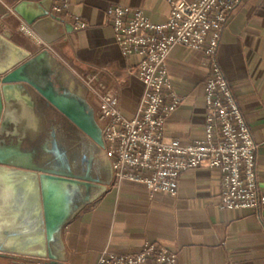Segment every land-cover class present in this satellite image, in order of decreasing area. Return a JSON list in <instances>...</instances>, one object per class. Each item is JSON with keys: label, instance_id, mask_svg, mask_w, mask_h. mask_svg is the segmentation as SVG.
I'll return each mask as SVG.
<instances>
[{"label": "crops", "instance_id": "crops-1", "mask_svg": "<svg viewBox=\"0 0 264 264\" xmlns=\"http://www.w3.org/2000/svg\"><path fill=\"white\" fill-rule=\"evenodd\" d=\"M26 2L0 0V34L9 45L0 52L1 62L19 65L48 50L65 68L54 78L61 77L77 93L84 77L96 73L118 93L122 114L134 118L145 86L132 72L138 60L121 53L108 10L116 5L142 8L153 23L161 24L171 14L167 1L71 0L59 15L61 23L43 24L41 34L16 11L21 8L27 15L36 12L40 0L28 6ZM66 25L73 29L68 32ZM218 62L260 146L258 170L264 193V0H242L223 33ZM168 67L183 102L168 120L165 136L191 144L205 135V82L209 73L205 51L176 47ZM88 99L97 111V96L89 92ZM221 193V175L205 166L183 174L176 198L161 193L151 196L138 184L110 186L103 198L66 227L68 264H97L106 249L137 253L147 243L177 253L179 264H264V209L259 214L222 209ZM16 264L43 262L20 258Z\"/></svg>", "mask_w": 264, "mask_h": 264}, {"label": "built area", "instance_id": "built-area-1", "mask_svg": "<svg viewBox=\"0 0 264 264\" xmlns=\"http://www.w3.org/2000/svg\"><path fill=\"white\" fill-rule=\"evenodd\" d=\"M166 1L171 14L161 24L153 23L142 8L116 5L108 10L121 53L138 60L132 72L145 86L134 118L122 114L118 93L98 74L84 77L89 92L100 102L96 119L112 161L111 186L138 184L151 196L161 193L176 198L183 174L205 166L221 175L220 208L259 214L264 209L258 170L260 146L218 62L223 33L242 0ZM70 2L56 0L51 16L59 17ZM179 46L204 50L209 72L205 82V135L187 145L165 136L168 120L183 102L168 67L172 51ZM97 264H179V257L165 247L147 243L137 253L119 254L106 249Z\"/></svg>", "mask_w": 264, "mask_h": 264}, {"label": "water", "instance_id": "water-1", "mask_svg": "<svg viewBox=\"0 0 264 264\" xmlns=\"http://www.w3.org/2000/svg\"><path fill=\"white\" fill-rule=\"evenodd\" d=\"M52 9L40 0L36 12L16 11L41 34L62 21ZM7 46L0 34V52ZM17 65L0 58V260L68 264L65 229L108 193L112 161L87 86L76 93L54 78L65 68L48 50Z\"/></svg>", "mask_w": 264, "mask_h": 264}, {"label": "rangeland", "instance_id": "rangeland-1", "mask_svg": "<svg viewBox=\"0 0 264 264\" xmlns=\"http://www.w3.org/2000/svg\"><path fill=\"white\" fill-rule=\"evenodd\" d=\"M85 84V83H84Z\"/></svg>", "mask_w": 264, "mask_h": 264}]
</instances>
